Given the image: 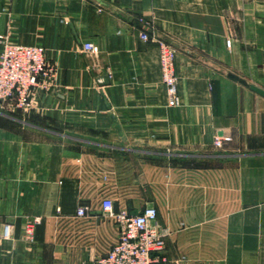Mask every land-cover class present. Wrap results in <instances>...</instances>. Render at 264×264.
<instances>
[{"label": "crops", "instance_id": "1", "mask_svg": "<svg viewBox=\"0 0 264 264\" xmlns=\"http://www.w3.org/2000/svg\"><path fill=\"white\" fill-rule=\"evenodd\" d=\"M143 32L176 50L178 106ZM9 44L54 74L0 114V264H91L118 240L104 199L158 210L159 264H264V0H0Z\"/></svg>", "mask_w": 264, "mask_h": 264}, {"label": "built area", "instance_id": "2", "mask_svg": "<svg viewBox=\"0 0 264 264\" xmlns=\"http://www.w3.org/2000/svg\"><path fill=\"white\" fill-rule=\"evenodd\" d=\"M142 21V20H141ZM143 41H153L160 50L162 80L167 88L170 106L180 104L179 80L176 70V50L168 42L159 40L149 32L141 34ZM83 50L99 54L100 49L92 42H86ZM54 74L45 47L40 45L9 44L0 54V114L7 108L27 110L31 107L34 92L48 89ZM225 136L216 134L213 145L224 148ZM102 214L113 220L118 227V240L103 256L91 264H159L165 261L162 256L166 248V234L158 224V210L148 206L139 214L132 215L127 210L115 209L111 199L102 202ZM89 208L80 207L76 216L85 218ZM40 217L28 219L24 224V238L35 240L36 227L41 224ZM13 224L0 216V239L12 238Z\"/></svg>", "mask_w": 264, "mask_h": 264}]
</instances>
